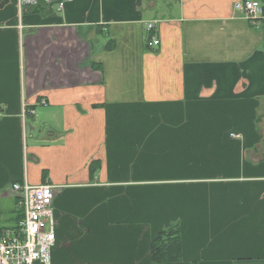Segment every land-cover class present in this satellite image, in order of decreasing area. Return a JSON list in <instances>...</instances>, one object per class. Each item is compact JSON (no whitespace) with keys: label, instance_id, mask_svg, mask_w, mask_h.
Wrapping results in <instances>:
<instances>
[{"label":"crops","instance_id":"0c3cea01","mask_svg":"<svg viewBox=\"0 0 264 264\" xmlns=\"http://www.w3.org/2000/svg\"><path fill=\"white\" fill-rule=\"evenodd\" d=\"M238 1L0 0V227L12 184L53 185L49 264H153L174 225L165 264H264V17Z\"/></svg>","mask_w":264,"mask_h":264},{"label":"built area","instance_id":"2783aa9c","mask_svg":"<svg viewBox=\"0 0 264 264\" xmlns=\"http://www.w3.org/2000/svg\"><path fill=\"white\" fill-rule=\"evenodd\" d=\"M70 1L17 0L16 5L18 13L24 8H36L38 5L54 6L59 11ZM261 7L256 0H240L233 9L241 12L247 22L255 26L257 20L263 18ZM153 28L152 23L146 26L148 32ZM158 45L159 40L151 35L147 46L151 49ZM11 189L17 195V208L22 217L16 229L0 227V264H49L55 243L52 204L56 188L53 185L33 186L23 182L12 184Z\"/></svg>","mask_w":264,"mask_h":264},{"label":"trees","instance_id":"16d2710c","mask_svg":"<svg viewBox=\"0 0 264 264\" xmlns=\"http://www.w3.org/2000/svg\"><path fill=\"white\" fill-rule=\"evenodd\" d=\"M262 6V16L264 17V0L258 1ZM94 167L96 164L93 165ZM15 220L9 229H16L21 219V212L15 209ZM149 246V257L153 264L179 263L182 259L180 233L178 225L168 227L159 231L152 239Z\"/></svg>","mask_w":264,"mask_h":264},{"label":"rangeland","instance_id":"374dc122","mask_svg":"<svg viewBox=\"0 0 264 264\" xmlns=\"http://www.w3.org/2000/svg\"><path fill=\"white\" fill-rule=\"evenodd\" d=\"M261 148H264V140H263V145H261V147H260L257 151L261 150ZM259 152H260V151H259ZM261 152L263 153V152H264V149H262ZM6 217H7V216H2V215H0V224H2V220H3V219H6ZM12 217H13V215L10 216V222H8V224H6V221L3 222V223H5L4 225H6L5 227H9V226L12 225Z\"/></svg>","mask_w":264,"mask_h":264}]
</instances>
